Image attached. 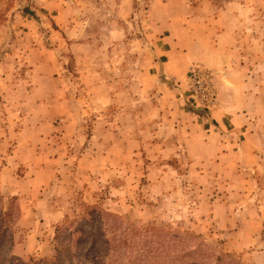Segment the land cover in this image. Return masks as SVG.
I'll list each match as a JSON object with an SVG mask.
<instances>
[{"label":"rangeland","instance_id":"rangeland-1","mask_svg":"<svg viewBox=\"0 0 264 264\" xmlns=\"http://www.w3.org/2000/svg\"><path fill=\"white\" fill-rule=\"evenodd\" d=\"M1 175L16 261L85 204L124 262L264 264V0H0Z\"/></svg>","mask_w":264,"mask_h":264},{"label":"trees","instance_id":"trees-1","mask_svg":"<svg viewBox=\"0 0 264 264\" xmlns=\"http://www.w3.org/2000/svg\"><path fill=\"white\" fill-rule=\"evenodd\" d=\"M14 200V199H11ZM0 202L2 203V197L0 196ZM82 214L80 217L76 219H64L61 225L55 228V236L54 240L56 243L55 253L52 259L50 260H29L28 262L16 261L17 259L8 257L6 254L2 255L6 251L4 250V243L8 242L9 247L11 245L10 234L5 236L10 228L13 226L11 219L13 217V213L18 210L16 204H8V206L4 209L3 205L0 206V264H131V262L123 261L125 258V254H123L122 249L128 248L132 241V233L129 231L123 233H119L116 236V232L114 230V225L117 217H110L108 215L103 214V212H99V216L102 219L111 218L112 223H109V235L106 236L107 230L102 228V225L99 226V230L94 231L89 230V227L92 226L94 222V212L96 209L95 206L83 205ZM90 212V213H87ZM18 216V212H16ZM86 215V216H84ZM16 217V216H15ZM90 218V220H87ZM114 219V220H113ZM106 223V220L103 221ZM82 225L86 227V229L82 228ZM125 234V235H124ZM106 236V237H105ZM150 251L144 252V256H147ZM121 256V260H119V256ZM158 258H160L162 254H156ZM174 258H177L174 256ZM218 263H221V259H217ZM152 264V263H150ZM155 264V262H154Z\"/></svg>","mask_w":264,"mask_h":264},{"label":"crops","instance_id":"crops-1","mask_svg":"<svg viewBox=\"0 0 264 264\" xmlns=\"http://www.w3.org/2000/svg\"><path fill=\"white\" fill-rule=\"evenodd\" d=\"M217 20H215V23L217 24L218 23V21H220L219 20V17L222 15V23H221V25H220V28L219 29H215V31H214V35H216V37H215V46H218L219 45V43L222 41V40H224L225 39V36H226V31H227V28H226V25H224L223 24V17H224V15H225V12H224V10L223 9H221V10H218L217 11ZM219 13H220V15H219ZM210 31V30H209ZM211 32V31H210ZM198 39L196 40V41H194V42H192L191 44L193 45V46H195L196 44L195 43H197L198 44ZM161 55H167V54H165L164 52H162L161 53ZM168 64H169V60H167L166 62H164V63H159L158 64V68H159V72L160 73H162V74H164L165 76H166V78H174L175 79V77H177L178 76V74L177 73H179V72H177L176 71V69L175 70H167V66H168ZM214 117V116H213ZM213 119H215V121H216V118L214 117ZM217 122V121H216ZM219 144H220V141H219ZM14 165H17V164H14V163H12L11 164V166H10V169H5V168H3L2 170H1V174H5V173H12L13 172V170L12 169H14L13 167H14ZM41 168V167H40ZM40 170V169H39ZM52 174H53V172H52ZM28 176H31L32 177V175H33V178L31 179V178H28L26 181L25 180H19V181H14L13 183H12V186L10 187V190H9V192L11 193V194H13V195H18V196H21L20 195V192H18V189H20L21 187H22V185L24 184V187H25V190H23V191H29V188L31 187V183H34V182H36V180H37V178L38 177H36V175L34 174V173H32V174H27ZM3 178H2V175L0 176V192H1V187L3 186V184H2V180ZM52 179H53V175L51 176V178H50V181L49 182H46V184L47 183H50L51 181H52ZM4 180H5V182L7 181V177H5L4 178ZM48 181V180H47ZM22 191V190H21ZM36 205V203H34L33 204V206H35ZM31 206H29V208H30ZM52 209H53V207H51ZM57 211H55V209L54 210H52V211H49L48 212V215L45 217V220L42 222L43 224H46V225H53V224H58V222H59V220H60V218H61V213H59V214H57L56 213ZM33 213H32V215H31V217H30V220L32 219V217H33ZM35 218H39V217H37V216H35ZM35 218H33L34 220H32V222L33 223H35L36 221H35ZM23 219L25 220L26 218L25 217H23V212H22V214L19 216V218H18V221H22V223H23ZM59 219V220H58ZM40 221V220H39ZM23 247H25L24 245H16L15 247H14V251H15V253L16 254H18V255H20V256H23L24 254L26 255L27 253H29V251H24V248ZM18 251H20V252H18Z\"/></svg>","mask_w":264,"mask_h":264}]
</instances>
